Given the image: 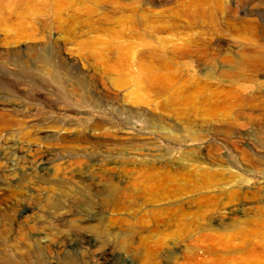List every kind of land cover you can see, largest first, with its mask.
Here are the masks:
<instances>
[{
  "label": "rangeland",
  "instance_id": "1",
  "mask_svg": "<svg viewBox=\"0 0 264 264\" xmlns=\"http://www.w3.org/2000/svg\"><path fill=\"white\" fill-rule=\"evenodd\" d=\"M46 1L42 12L15 8L0 24V113L12 116H0V264H98L94 255L107 246L115 254L106 264H143L149 249L161 264H264V65L231 62L245 50L264 55V0H199L212 10L192 22L180 14L189 0H115L138 9L136 29L123 8L88 16L80 0ZM196 35L204 44L170 73L172 85L153 64L167 93L136 82L145 52H170ZM120 44L131 47V64L109 51ZM46 59L75 89L49 81ZM36 156L48 162L46 175L33 172ZM111 182L129 210L105 213L120 219L108 241L85 242L75 222L59 225L56 209L75 200L62 188L90 204L96 196L104 212ZM14 209L36 220L29 233L69 239L10 240L14 230L3 227Z\"/></svg>",
  "mask_w": 264,
  "mask_h": 264
},
{
  "label": "bare ground",
  "instance_id": "2",
  "mask_svg": "<svg viewBox=\"0 0 264 264\" xmlns=\"http://www.w3.org/2000/svg\"><path fill=\"white\" fill-rule=\"evenodd\" d=\"M62 0H56L54 2V6L56 8H60V4H61ZM203 1V0H201ZM199 0H189L182 8L180 13L183 17H185L186 19H189L191 22L193 21L192 19L195 17H197L199 14L203 13V12H210L212 10V6L211 4H208V2H201ZM214 2V1H213ZM50 3V1H49ZM63 3V2H62ZM80 3L83 6V12L85 14H87L88 16H94L97 14V12L102 11V16L104 17H108L110 12L108 11L109 9H107V5H113L114 7H116V9H120L123 8L126 11H128L129 15H127L125 17V23L126 26L128 27L129 25L131 26V28H137L140 25H143V22L138 20V9L134 8L133 6L130 7L125 3H120L119 1H115V0H80ZM212 3V2H211ZM79 4V2H78ZM27 5H32L31 8L35 11L38 12H42L46 9L47 6V1L46 0H0V24L3 25H7L9 23V19L7 18V14L10 10H15V8L19 9V8H23ZM182 6V5H181ZM215 7V6H214ZM82 9V8H81ZM115 9V10H116ZM121 9V10H123ZM120 10V11H121ZM179 10V9H178ZM215 11V8L213 9ZM81 11V10H80ZM212 11V12H214ZM109 12V13H108ZM124 12V11H123ZM148 12V10H147ZM211 12V14H212ZM12 14V12H10ZM15 13V12H14ZM100 13V12H99ZM214 14V13H213ZM140 16V15H139ZM207 16V15H206ZM111 17V15L109 16ZM211 17V16H210ZM213 17V16H212ZM91 18V17H90ZM218 18V17H217ZM123 19V18H122ZM121 19V20H122ZM206 19V18H205ZM92 20V19H90ZM198 22V21H197ZM153 23V22H152ZM123 24H121L122 27ZM124 26V27H126ZM146 26V25H145ZM159 26V25H158ZM124 27L123 28V32L124 33ZM142 28V27H141ZM152 28V27H151ZM130 29V28H129ZM128 29V31L130 32V30ZM143 29V28H142ZM153 29V28H152ZM133 30V29H131ZM151 31V30H149ZM134 32V31H133ZM132 32V33H133ZM139 32V30L137 31ZM118 33V32H117ZM128 33V32H127ZM116 34V33H115ZM136 34V33H135ZM139 34V33H138ZM121 36V35H119ZM124 36V35H123ZM204 36V35H203ZM115 37V36H114ZM117 37V36H116ZM124 38V37H123ZM113 39V38H112ZM116 39V38H115ZM122 39V37H121ZM114 40V39H113ZM117 40H119L117 38ZM116 40V41H117ZM115 41V40H114ZM121 41V40H120ZM161 41V40H160ZM110 42V41H109ZM122 42V41H121ZM105 43V42H104ZM112 43V42H111ZM124 43V42H122ZM132 43V41H131ZM188 44H185L184 47H178L176 46L174 49H172L170 52H162L160 50H156V49H149L147 52H145V54L143 55V57L141 59H139V61L136 62V64H134V66L136 65V67L138 68V70L140 71V74L135 76V80L137 83L140 84H148V86L151 88L152 91L157 92L158 94H165L169 91V88H166L160 81V78L156 77L151 70H153V64H156L159 66V68L163 71L167 72L166 75V79L168 80V85H172L173 84V79L170 73L182 64V60L191 57L193 54L198 53L201 50V45H203L204 43L202 42V40L196 36H194V38L188 40L187 42ZM116 44V43H115ZM183 44V43H182ZM114 45V44H113ZM117 45V44H116ZM122 45V46H121ZM145 47H150V43L145 41L144 43ZM211 45V43H210ZM110 46V44H109ZM108 46V47H109ZM157 46V45H156ZM174 47V46H173ZM204 47V46H202ZM209 47V46H208ZM233 47V46H232ZM110 48V47H109ZM112 48V50H111ZM109 51H111L112 53H114L116 55V58L118 60L117 64L118 65H127L128 63H130L129 59L127 58L130 52L132 50H130V48H127L125 45L123 46V44H120L118 46L115 47H111ZM133 48V47H132ZM207 48V47H206ZM135 49V48H134ZM133 49V50H134ZM169 50V49H168ZM260 50V49H259ZM261 51V50H260ZM133 53V52H132ZM202 53V51H201ZM200 53V54H201ZM199 54V53H198ZM112 55V54H111ZM64 56V55H63ZM134 56V54H133ZM140 56V55H139ZM131 57V56H130ZM201 57V56H199ZM204 57V56H203ZM206 57V56H205ZM239 57V56H238ZM135 58V56H134ZM137 58V57H136ZM230 58V56H229ZM115 59V58H114ZM205 59V58H204ZM204 59L202 60V62L204 61ZM231 59V58H230ZM138 60V59H137ZM199 60V59H198ZM200 60V61H201ZM207 60V58H206ZM234 60V58H233ZM231 60V62H233L234 66L237 68H244V69H255V70H259L262 68V66L264 65V55H261L259 53H257V50H245L239 57V59L236 61ZM65 61V60H64ZM114 61V60H113ZM133 61V60H132ZM135 61V60H134ZM201 62V63H202ZM207 62V61H205ZM43 63H45L44 66V70L42 71L45 75H47V77L49 78V81L54 83L56 86L59 87V89L61 91H64V93H66V89L68 88V86L70 88L73 89L74 85L73 84H67L68 80H64L61 76V74L57 71H52V66L50 65V61L49 59L43 60ZM204 63V62H203ZM114 64V62H113ZM131 64V63H130ZM200 64V63H199ZM231 65V63H230ZM116 66V65H115ZM120 66V67H121ZM133 66V67H134ZM201 66V65H200ZM232 66V65H231ZM157 67V66H156ZM155 67V69H156ZM115 68V67H114ZM122 68V67H121ZM127 68V67H126ZM128 68L129 65H128ZM136 68V69H137ZM132 69V68H131ZM114 70V69H113ZM121 69H119L120 71ZM126 70V69H125ZM117 71V70H116ZM124 71V69L122 70ZM160 71V70H158ZM134 72V70H133ZM155 72V71H154ZM157 72V71H156ZM121 73V72H120ZM128 74V72H126ZM132 73V72H131ZM135 73V72H134ZM157 73H161V72H157ZM173 73V72H172ZM174 73H176L174 71ZM106 74V73H105ZM137 74V73H136ZM156 74V73H155ZM130 75V74H129ZM128 75V76H129ZM176 75V74H175ZM179 75V74H178ZM230 75V74H229ZM107 76V75H106ZM126 76V77H128ZM163 76V75H162ZM161 76V77H162ZM240 76V75H239ZM125 79H128L126 78ZM257 77V76H256ZM122 78V75H121ZM132 78V77H131ZM176 78V76H175ZM233 79H235L236 77H233ZM114 79V78H113ZM124 79V78H123ZM163 79V78H162ZM165 79V78H164ZM187 79V78H186ZM115 80V79H114ZM133 80V79H132ZM129 80V81H132ZM188 80V79H187ZM186 80V81H187ZM122 81V80H121ZM124 81V80H123ZM177 81V80H176ZM185 81V80H184ZM167 82V81H166ZM180 82V81H179ZM106 83V82H105ZM104 84V82H103ZM166 84V83H165ZM167 85V84H166ZM187 85V83L185 84V86ZM13 88H18V86H14L12 85ZM192 86V85H191ZM66 88V89H65ZM184 88V87H183ZM187 88V87H186ZM193 88V86H192ZM75 89V87H74ZM175 89V88H173ZM194 89V88H193ZM172 90V88H171ZM70 91V90H69ZM185 92V91H184ZM196 92V91H195ZM184 94V93H183ZM39 95V94H38ZM43 97V96H42ZM215 97V96H214ZM256 97V96H255ZM46 99V98H45ZM207 99V98H206ZM209 99V98H208ZM57 101V100H56ZM209 101V100H208ZM215 102V101H214ZM9 103V102H8ZM42 104V103H41ZM45 104V103H44ZM239 104V103H238ZM240 105V104H239ZM246 105V104H244ZM48 107V106H47ZM248 107V106H247ZM250 108V107H249ZM2 109V108H1ZM240 110V109H239ZM3 112L0 113V116H6L9 117L11 116L10 114H2ZM26 114V113H25ZM235 116V115H234ZM244 116V115H243ZM12 117V116H11ZM17 117V116H16ZM53 117V116H52ZM18 119V118H17ZM15 120V119H14ZM19 120V119H18ZM54 120V119H53ZM56 120V119H55ZM49 121V120H48ZM18 122V121H17ZM27 124V123H26ZM99 124V123H98ZM22 125V124H21ZM40 125V124H39ZM13 126V125H11ZM53 128H56L57 130L59 129V126L57 124V122H53ZM32 127V126H31ZM30 127V128H31ZM104 127V126H103ZM29 128V129H30ZM36 128V127H35ZM66 128V127H65ZM95 129V128H94ZM41 130V129H40ZM98 130V129H97ZM65 131V130H64ZM30 134V133H29ZM33 138V137H30ZM22 139V138H21ZM31 140V139H30ZM37 140V139H36ZM28 142V141H27ZM18 144V143H17ZM50 146V145H49ZM24 148V147H23ZM18 151V150H17ZM19 152V151H18ZM33 152V151H32ZM15 153V152H14ZM27 160V159H26ZM30 161V159H28ZM15 161V160H14ZM32 163H33V172L37 173L38 175H46V173H49V167H48V162H45L44 160V156L40 157V156H36L32 157ZM31 164V163H30ZM99 166V165H98ZM79 169L81 168V166H79ZM77 167V168H78ZM83 167V166H82ZM87 167V166H86ZM28 168V167H27ZM103 168V167H102ZM11 169V168H10ZM20 169V168H19ZM83 169V168H81ZM85 169V168H84ZM95 169V168H94ZM29 170V169H27ZM65 170H70L69 168H65ZM102 172H106L109 171V168L106 169H101ZM216 170V169H215ZM8 171V170H6ZM20 172V170H18ZM22 171V170H21ZM32 171V170H31ZM79 171V170H77ZM96 171V170H95ZM98 171V170H97ZM58 172V171H57ZM89 172V171H88ZM91 172V170H90ZM30 173V172H29ZM67 173V172H66ZM98 173V172H97ZM101 173V172H100ZM108 173V172H106ZM105 173V174H106ZM94 174V173H93ZM7 175V174H6ZM12 175V174H11ZM48 175V174H47ZM75 175V174H74ZM77 175V174H76ZM100 175V174H99ZM85 176V175H84ZM16 178V177H15ZM58 178V177H57ZM85 178V177H84ZM76 178L74 176H71V179L69 180L70 182H75ZM46 181H41L42 184H47L48 179H44ZM11 181V180H10ZM13 181V180H12ZM16 182V181H15ZM23 184V183H22ZM21 184V186H22ZM53 185V184H52ZM93 185V184H92ZM57 186V185H56ZM61 186V185H60ZM14 186L10 185V188L12 189ZM63 187V186H62ZM61 187V188H62ZM53 189V188H52ZM104 191L109 192V196H107L106 198L102 199V203L105 205L104 208V212H103V207L98 208L97 206L100 204L99 202H96V196H92V202L94 204H90L88 202V198L87 196H83L84 198H79L77 197L78 193L73 192L71 190V188H62V190H64V193L66 195H68L66 192L71 191L72 193L70 195L74 196L75 200H71L68 201L69 203L65 204L64 207H59L56 209V215L58 216L59 220L57 222H59L60 224H63L64 222H75L76 225L78 224V228L80 230H83V233H80V237L81 240L85 241V242H92L95 241V238H98V236L101 234L102 236H100L101 238H104L105 240L107 239L108 241V237L111 235V230L114 229L115 226L120 224V219L115 217V216H106L105 213L110 212L112 215L113 213H121V211H128L129 210V206H127L126 200L128 198L127 193L125 192V190L121 189L117 184L111 182L110 184H108L105 188ZM103 189L100 191L102 193ZM61 190V189H60ZM61 190V191H62ZM95 190V189H94ZM13 191V190H12ZM7 192V191H6ZM63 192V191H62ZM41 194V193H40ZM64 194V195H65ZM76 200H79L78 202ZM5 201V200H4ZM77 202V203H76ZM23 203V202H22ZM190 203V202H189ZM86 207L85 210L83 209H76V208H82V207ZM50 208V207H49ZM29 211V210H28ZM46 211V210H45ZM98 211V212H97ZM182 208H180L178 210V214L182 213ZM27 212L23 211V210H18V209H14L13 213H12V220L13 223L10 225H5L3 228V232L5 231H9V230H14L15 234L13 236H11L10 240L16 241V242H23V243H31V242H41V241H48V242H54L57 240L60 241H66L69 238L66 235H61L58 236L54 233L51 232V234H44V233H40V234H31L29 233V231H33V229L37 226L36 220L30 218L29 214H26ZM100 213V215L102 216L101 219L99 220V216L98 214ZM96 222H98L96 224ZM121 222L124 223V220L122 219ZM89 227L91 229H96V233L97 234H92V233H85L84 230ZM93 227V228H92ZM116 230V229H115ZM78 231V230H77ZM8 235V234H7ZM73 235V234H72ZM75 235V234H74ZM107 235V236H104ZM113 236V235H112ZM79 238V237H78ZM100 239V238H98ZM111 240V239H109ZM8 241V240H7ZM100 241V240H99ZM103 242V240H101ZM15 242V243H16ZM96 242V241H95ZM113 242V241H111ZM109 242V243H111ZM47 243V242H46ZM68 243V242H66ZM38 244V243H37ZM106 246V245H105ZM20 253V252H19ZM115 254V250L113 246H107L105 247L103 250H100L96 253V255H94L96 257L97 263L98 264H106L108 262H110L111 258L113 257V255ZM117 258V257H116ZM155 255H154V250H147V254H146V260L144 261L143 264H161V262H159L157 259H155ZM173 261V259L170 258V262ZM5 262V261H4ZM19 261H17V264ZM168 262V261H167ZM172 263V262H171ZM8 264H16L14 262H10Z\"/></svg>",
  "mask_w": 264,
  "mask_h": 264
}]
</instances>
